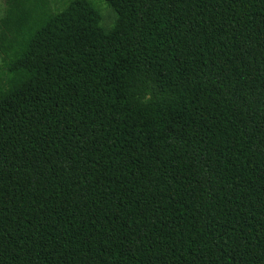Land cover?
<instances>
[{"label": "trees", "instance_id": "1", "mask_svg": "<svg viewBox=\"0 0 264 264\" xmlns=\"http://www.w3.org/2000/svg\"><path fill=\"white\" fill-rule=\"evenodd\" d=\"M6 0L0 264H264V0Z\"/></svg>", "mask_w": 264, "mask_h": 264}, {"label": "rangeland", "instance_id": "2", "mask_svg": "<svg viewBox=\"0 0 264 264\" xmlns=\"http://www.w3.org/2000/svg\"><path fill=\"white\" fill-rule=\"evenodd\" d=\"M70 0H50L51 6L55 11L61 10ZM100 9L102 13V24L106 28H110L114 25L116 20V13L109 5L107 0H91ZM6 8V0H0V19L3 17ZM2 65V59L0 55V66Z\"/></svg>", "mask_w": 264, "mask_h": 264}]
</instances>
